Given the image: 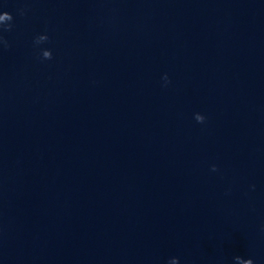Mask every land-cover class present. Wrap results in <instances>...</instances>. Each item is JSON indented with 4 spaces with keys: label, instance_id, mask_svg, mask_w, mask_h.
I'll list each match as a JSON object with an SVG mask.
<instances>
[{
    "label": "clouds",
    "instance_id": "obj_1",
    "mask_svg": "<svg viewBox=\"0 0 264 264\" xmlns=\"http://www.w3.org/2000/svg\"><path fill=\"white\" fill-rule=\"evenodd\" d=\"M0 19H9V20H12L13 17H12V15H11L10 13H8V12H4L3 15L0 16ZM8 27L10 28L11 25H8ZM45 56H47L49 59L51 58V56H50L48 53H45ZM165 79H166V77H165ZM203 120H204V117H203V116H198V117H197V121H198V122H203ZM213 171H215V166H213ZM238 258H240V257L237 256V257L235 258V260H237ZM251 261H252V264H253V260H252V259H251Z\"/></svg>",
    "mask_w": 264,
    "mask_h": 264
}]
</instances>
